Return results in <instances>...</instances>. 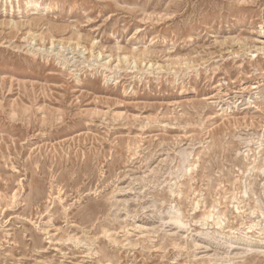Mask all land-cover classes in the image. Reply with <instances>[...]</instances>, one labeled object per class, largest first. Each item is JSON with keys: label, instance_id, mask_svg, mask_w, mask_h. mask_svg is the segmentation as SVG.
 <instances>
[{"label": "rangeland", "instance_id": "obj_1", "mask_svg": "<svg viewBox=\"0 0 264 264\" xmlns=\"http://www.w3.org/2000/svg\"><path fill=\"white\" fill-rule=\"evenodd\" d=\"M0 264H264V0H0Z\"/></svg>", "mask_w": 264, "mask_h": 264}, {"label": "bare ground", "instance_id": "obj_2", "mask_svg": "<svg viewBox=\"0 0 264 264\" xmlns=\"http://www.w3.org/2000/svg\"><path fill=\"white\" fill-rule=\"evenodd\" d=\"M216 225H220V224H216ZM217 227V226H216Z\"/></svg>", "mask_w": 264, "mask_h": 264}]
</instances>
